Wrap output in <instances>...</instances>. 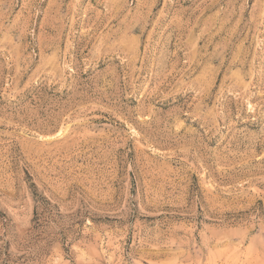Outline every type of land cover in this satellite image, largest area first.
I'll return each mask as SVG.
<instances>
[{
    "label": "rangeland",
    "instance_id": "1",
    "mask_svg": "<svg viewBox=\"0 0 264 264\" xmlns=\"http://www.w3.org/2000/svg\"><path fill=\"white\" fill-rule=\"evenodd\" d=\"M0 264H264V0H0Z\"/></svg>",
    "mask_w": 264,
    "mask_h": 264
}]
</instances>
